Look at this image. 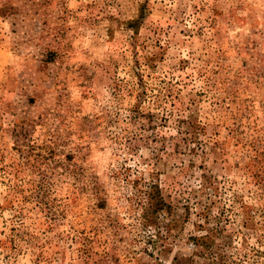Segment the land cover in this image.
<instances>
[{
	"label": "rangeland",
	"instance_id": "rangeland-1",
	"mask_svg": "<svg viewBox=\"0 0 264 264\" xmlns=\"http://www.w3.org/2000/svg\"><path fill=\"white\" fill-rule=\"evenodd\" d=\"M0 264H264V0H0Z\"/></svg>",
	"mask_w": 264,
	"mask_h": 264
}]
</instances>
